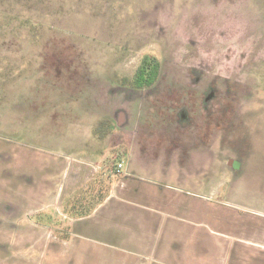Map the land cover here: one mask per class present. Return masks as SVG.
I'll list each match as a JSON object with an SVG mask.
<instances>
[{"label": "rangeland", "instance_id": "rangeland-1", "mask_svg": "<svg viewBox=\"0 0 264 264\" xmlns=\"http://www.w3.org/2000/svg\"><path fill=\"white\" fill-rule=\"evenodd\" d=\"M119 190L123 264H264V0H0V264H119Z\"/></svg>", "mask_w": 264, "mask_h": 264}, {"label": "crops", "instance_id": "crops-1", "mask_svg": "<svg viewBox=\"0 0 264 264\" xmlns=\"http://www.w3.org/2000/svg\"><path fill=\"white\" fill-rule=\"evenodd\" d=\"M113 201L119 204L125 203L120 197V190L117 194L112 192L107 195L105 200L95 206L89 214L70 219L66 225L67 230H69V238L66 240L83 239L88 246H93L102 252L120 254L121 256L116 263L123 264L126 261L125 255L129 258L141 256L142 236L138 228L132 230L131 226L125 224L128 221L126 216H122L123 214L116 215L117 213H113V208L108 209ZM261 215L264 217V213ZM252 244L262 250L264 249L259 245V241ZM136 264L143 263L137 260Z\"/></svg>", "mask_w": 264, "mask_h": 264}, {"label": "trees", "instance_id": "trees-1", "mask_svg": "<svg viewBox=\"0 0 264 264\" xmlns=\"http://www.w3.org/2000/svg\"><path fill=\"white\" fill-rule=\"evenodd\" d=\"M159 71L160 65L155 59H143L132 77L129 87L134 90H146L153 87L159 77ZM105 198L106 196L97 205L101 204Z\"/></svg>", "mask_w": 264, "mask_h": 264}, {"label": "built area", "instance_id": "built-area-1", "mask_svg": "<svg viewBox=\"0 0 264 264\" xmlns=\"http://www.w3.org/2000/svg\"><path fill=\"white\" fill-rule=\"evenodd\" d=\"M119 167H122V165H120Z\"/></svg>", "mask_w": 264, "mask_h": 264}]
</instances>
